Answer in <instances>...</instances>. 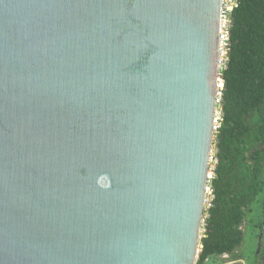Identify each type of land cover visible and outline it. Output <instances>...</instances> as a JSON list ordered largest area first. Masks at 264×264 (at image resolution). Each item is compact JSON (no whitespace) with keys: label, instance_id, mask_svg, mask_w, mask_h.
I'll use <instances>...</instances> for the list:
<instances>
[{"label":"water","instance_id":"1","mask_svg":"<svg viewBox=\"0 0 264 264\" xmlns=\"http://www.w3.org/2000/svg\"><path fill=\"white\" fill-rule=\"evenodd\" d=\"M221 0H0V264H197Z\"/></svg>","mask_w":264,"mask_h":264},{"label":"trees","instance_id":"2","mask_svg":"<svg viewBox=\"0 0 264 264\" xmlns=\"http://www.w3.org/2000/svg\"><path fill=\"white\" fill-rule=\"evenodd\" d=\"M223 77V121L214 140L215 200L197 264L242 246L246 211L264 193V0H239Z\"/></svg>","mask_w":264,"mask_h":264},{"label":"rangeland","instance_id":"3","mask_svg":"<svg viewBox=\"0 0 264 264\" xmlns=\"http://www.w3.org/2000/svg\"><path fill=\"white\" fill-rule=\"evenodd\" d=\"M213 146V162L215 158ZM213 167L215 163L212 164ZM245 240L232 255L215 258L207 264H264V193H262L250 210L246 211L245 222L242 226ZM205 237V228L202 227L201 240ZM201 245V241H200ZM199 259V256H198Z\"/></svg>","mask_w":264,"mask_h":264},{"label":"built area","instance_id":"4","mask_svg":"<svg viewBox=\"0 0 264 264\" xmlns=\"http://www.w3.org/2000/svg\"><path fill=\"white\" fill-rule=\"evenodd\" d=\"M239 7V0H221V14H220V58H219V78L217 84V95H216V113L214 130L215 133L220 129L223 121V97L225 90V80L223 73L228 65V55L230 46V29L232 23L233 12ZM213 154L211 157L209 179L206 187L205 196V214L203 219V226L205 227L206 218H208V211L212 208L215 200V191L213 188V180L216 177L215 166L213 167ZM200 253V248H199ZM198 253V256H199Z\"/></svg>","mask_w":264,"mask_h":264},{"label":"crops","instance_id":"5","mask_svg":"<svg viewBox=\"0 0 264 264\" xmlns=\"http://www.w3.org/2000/svg\"><path fill=\"white\" fill-rule=\"evenodd\" d=\"M227 256H228V255H224V256H215V257H212L208 262L211 263L212 260L215 259V258H220V257L225 258V257H227ZM208 262H207V263H208Z\"/></svg>","mask_w":264,"mask_h":264}]
</instances>
